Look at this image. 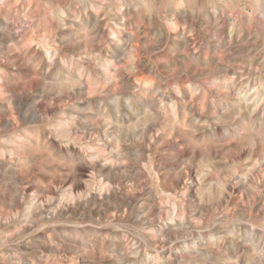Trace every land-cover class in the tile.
<instances>
[{
  "label": "rangeland",
  "instance_id": "374dc122",
  "mask_svg": "<svg viewBox=\"0 0 264 264\" xmlns=\"http://www.w3.org/2000/svg\"><path fill=\"white\" fill-rule=\"evenodd\" d=\"M0 264H264V0H0Z\"/></svg>",
  "mask_w": 264,
  "mask_h": 264
},
{
  "label": "bare ground",
  "instance_id": "6f19581e",
  "mask_svg": "<svg viewBox=\"0 0 264 264\" xmlns=\"http://www.w3.org/2000/svg\"><path fill=\"white\" fill-rule=\"evenodd\" d=\"M155 9H156V8H155ZM61 10H62V9H61ZM60 15H61V19L66 17V16H65V12H63V11H61V14H60ZM184 15H185V14H184ZM60 21H61V20H60ZM90 21H91V20H90ZM97 22H98V21H97ZM97 22H94V23H97ZM234 23H235V22H234ZM88 24H89V23H88ZM97 25H98V24H97ZM118 25H119V24H118ZM90 26H91V25H90ZM113 26H114V25H113ZM169 26H170V25H169ZM171 26H172V25H171ZM95 27H96V26H95ZM191 27H192V26H191ZM118 28H119V27H118ZM232 29H233V28H232ZM97 30H98V29H97ZM120 30H121V29H120ZM92 34H93V33H92ZM114 34H115V33H114ZM125 42H126V41H125ZM46 44H47V43H46ZM121 44H122V43H121ZM120 47H121V46H120ZM45 50H46V51H45ZM45 50H44V51H45L48 55H49V54L51 53V51H52V50H49V48H45ZM81 50H82V49H81ZM85 50H86V49H85ZM80 52H81V51H80ZM85 52H86V51H85ZM98 52H99V50H98ZM86 53H87V52H86ZM88 54H89V53H88ZM55 55H56V54H55ZM81 55L84 56L85 53H83V54L80 53V54H78V55L75 56V57H77L78 59H80ZM116 55H118V53H117ZM122 55H123V54H122ZM87 56H88V55H87ZM53 57H54V56H53ZM54 58H55V57H54ZM54 58H53V59H54ZM77 58H76V59H77ZM81 68H82V67H81ZM76 82H77V81H76ZM76 82H75V83H73V82H72V83H70V82H69V83H66V87H68V88H72L74 85L77 84ZM80 82H81V81H80ZM80 82H79L78 84H80ZM78 84H77V85H78ZM80 85H81V84H80ZM78 87L80 88V86H78ZM74 88H76V87H74ZM25 116H26V115H25ZM262 203H263V202H262Z\"/></svg>",
  "mask_w": 264,
  "mask_h": 264
}]
</instances>
